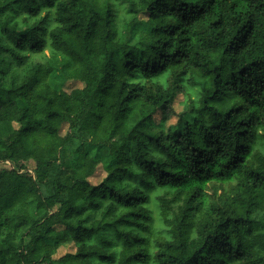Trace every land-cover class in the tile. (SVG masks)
<instances>
[{
  "label": "trees",
  "instance_id": "1",
  "mask_svg": "<svg viewBox=\"0 0 264 264\" xmlns=\"http://www.w3.org/2000/svg\"><path fill=\"white\" fill-rule=\"evenodd\" d=\"M0 164V264H264V0H0Z\"/></svg>",
  "mask_w": 264,
  "mask_h": 264
},
{
  "label": "rangeland",
  "instance_id": "2",
  "mask_svg": "<svg viewBox=\"0 0 264 264\" xmlns=\"http://www.w3.org/2000/svg\"><path fill=\"white\" fill-rule=\"evenodd\" d=\"M146 18V15L142 14L139 15L138 19L139 20H144ZM47 54V52H45ZM48 82L51 86H53L56 89L60 88L61 83L63 82V76L58 73V72H54L49 76ZM82 84L80 82L74 81V80H68L66 82L63 83L62 88L63 90L70 92L73 89H77V88H82ZM191 95L188 96H183V95H179L176 99V101L174 102V104L172 105L171 110L168 112V116L169 119L166 122V126H171L174 125L176 120H177V115L180 114L184 108L186 107V105H190V99H191ZM162 118V114L160 112H158L155 116H154V123H159V121ZM66 128L67 125H64L62 127V129L60 130V135H64L66 132ZM30 170H32L33 167V163L30 162L28 164ZM2 167V165L0 164V168ZM105 172L103 171L101 166H98L97 169L95 170L94 174L89 178V182L91 185H97L99 184L103 178L105 177ZM30 212L33 215H36L37 213L30 208ZM74 252V248L72 246H65V247H61L58 252L56 257H60L63 256L67 253H73Z\"/></svg>",
  "mask_w": 264,
  "mask_h": 264
}]
</instances>
